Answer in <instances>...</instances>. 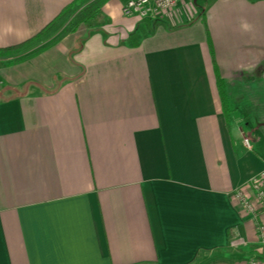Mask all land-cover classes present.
I'll return each mask as SVG.
<instances>
[{"label": "crops", "instance_id": "obj_1", "mask_svg": "<svg viewBox=\"0 0 264 264\" xmlns=\"http://www.w3.org/2000/svg\"><path fill=\"white\" fill-rule=\"evenodd\" d=\"M73 1L0 0V49ZM128 1L28 60L43 45L0 58V264L264 254V212L235 198L264 172V0H183L148 20Z\"/></svg>", "mask_w": 264, "mask_h": 264}, {"label": "trees", "instance_id": "obj_2", "mask_svg": "<svg viewBox=\"0 0 264 264\" xmlns=\"http://www.w3.org/2000/svg\"><path fill=\"white\" fill-rule=\"evenodd\" d=\"M109 1H73L37 35L16 46L0 49V58L20 56L27 51L43 45L34 52L19 58L18 61H25L38 55L58 44L67 35L75 32L81 25L91 21Z\"/></svg>", "mask_w": 264, "mask_h": 264}, {"label": "built area", "instance_id": "obj_3", "mask_svg": "<svg viewBox=\"0 0 264 264\" xmlns=\"http://www.w3.org/2000/svg\"><path fill=\"white\" fill-rule=\"evenodd\" d=\"M183 0H129L123 6V14L125 16H134L141 20L155 19L165 16L175 10ZM246 147L251 149V142L244 140ZM250 190L248 193L244 189H239L235 193L236 200L240 203L242 209L248 217L256 218L260 213L264 212V172L252 179L250 182ZM257 233L260 241L264 244V223H259ZM245 242H232L233 247L243 245ZM249 264H264V254L249 261Z\"/></svg>", "mask_w": 264, "mask_h": 264}, {"label": "clouds", "instance_id": "obj_4", "mask_svg": "<svg viewBox=\"0 0 264 264\" xmlns=\"http://www.w3.org/2000/svg\"><path fill=\"white\" fill-rule=\"evenodd\" d=\"M242 29L245 31H249L251 29V25L247 24V23H243L241 25Z\"/></svg>", "mask_w": 264, "mask_h": 264}]
</instances>
